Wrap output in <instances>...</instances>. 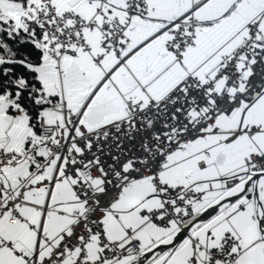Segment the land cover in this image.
Here are the masks:
<instances>
[{
	"label": "snow or ice",
	"instance_id": "6c2138e0",
	"mask_svg": "<svg viewBox=\"0 0 264 264\" xmlns=\"http://www.w3.org/2000/svg\"><path fill=\"white\" fill-rule=\"evenodd\" d=\"M0 264H264V0H0Z\"/></svg>",
	"mask_w": 264,
	"mask_h": 264
}]
</instances>
